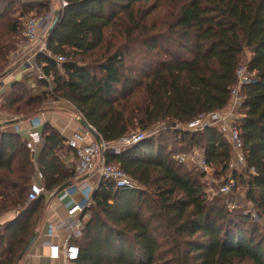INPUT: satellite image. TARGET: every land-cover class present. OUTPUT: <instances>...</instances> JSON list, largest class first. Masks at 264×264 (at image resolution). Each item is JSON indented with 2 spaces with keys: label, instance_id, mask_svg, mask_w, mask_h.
Wrapping results in <instances>:
<instances>
[{
  "label": "trees",
  "instance_id": "1",
  "mask_svg": "<svg viewBox=\"0 0 264 264\" xmlns=\"http://www.w3.org/2000/svg\"><path fill=\"white\" fill-rule=\"evenodd\" d=\"M63 1L59 21L46 37V53L36 59L51 91L33 96L22 79L4 95L0 112L27 121L40 114L47 99L64 100L109 143L135 129L147 132L169 123L175 127L172 147L198 150L222 177L231 158L228 141L214 128L199 134L181 128L224 110L236 71L246 66L252 79L241 89L235 126L247 170L234 177L264 221V0H169L158 28L150 16L162 0ZM15 3L0 0V69L26 16L50 8L48 2L19 1L14 20L7 9ZM246 52L249 59L242 65ZM58 57L64 59L60 64ZM41 137L39 170L45 193H52L74 183V173L58 158L63 137L47 125ZM167 149L165 140L151 137L106 156L142 189L99 183L91 219L76 242L75 264H264L260 225L219 199L208 201L204 175L176 163ZM32 160L25 140L1 127L0 219L16 215L0 223V264H19L42 220L43 196L26 204ZM251 168L255 175L248 173Z\"/></svg>",
  "mask_w": 264,
  "mask_h": 264
},
{
  "label": "built area",
  "instance_id": "2",
  "mask_svg": "<svg viewBox=\"0 0 264 264\" xmlns=\"http://www.w3.org/2000/svg\"><path fill=\"white\" fill-rule=\"evenodd\" d=\"M37 1L45 3L51 0ZM65 5V2L61 0V9ZM50 23H52L51 17L47 14L36 18H25L21 39L18 41L14 52V61L18 60L17 62L27 64V70L35 73L38 80L45 82L48 91H51L50 79L43 73L36 59L39 55L46 53V39L39 41L38 35L40 30L43 27L45 28L47 24H49V27ZM28 54L31 55L27 58ZM56 61L60 64L64 59L58 57ZM251 79L252 76L248 73L247 67H239L236 71V85L230 92L226 108L220 112L200 115L196 120L187 124L185 128H181L184 131L195 134L202 133L208 128H214L228 141L231 149V158L228 162L227 173L220 177L221 181L217 184L216 188H209L210 192L216 193L221 197L232 196L235 192L239 191L234 173L242 174L247 170L242 140L235 125L242 105L241 89L250 84ZM78 118L82 119L83 117L78 114ZM35 120L37 119L33 118L30 120L32 127L27 131L25 139V146L32 157L36 148L42 143V137L35 128L38 125ZM90 128L92 129V134L96 135L95 142L83 145L77 138L67 141V145L74 150L76 156V164L73 167L75 182L63 190L61 200L68 199L73 194H77L80 199L71 198L65 203V219L56 225H49L48 236L50 238L57 236L56 234L54 235V232L63 234L58 243L48 241L44 244L47 248L45 259L57 264H75L78 260L79 246L76 242L81 240L84 228L91 219L89 209L92 205V196L100 182L109 181L116 188H138L137 184L119 166L108 164L106 156L108 154L118 155L121 151L137 145L152 135L151 131L135 132L109 143L105 142L91 126ZM173 160L178 164H189L191 161L195 168L204 175L203 179L207 180L208 184L216 183L215 178H211L210 172L212 168L206 163L205 159L197 161L195 156L193 157V154L190 155L188 153L176 155L173 157ZM248 173L255 175V171L252 168L248 170ZM91 176H96L98 179L96 185L88 183L87 179ZM43 180L42 173L36 170L34 179L26 195V204L37 201L45 194ZM227 209L229 211L234 210L235 206L228 204ZM252 217L256 221L260 220L255 212H252Z\"/></svg>",
  "mask_w": 264,
  "mask_h": 264
},
{
  "label": "crops",
  "instance_id": "3",
  "mask_svg": "<svg viewBox=\"0 0 264 264\" xmlns=\"http://www.w3.org/2000/svg\"><path fill=\"white\" fill-rule=\"evenodd\" d=\"M27 68L28 65L21 62L18 67H15L14 71L10 72V74L4 77V79L0 82V106L2 104L4 95L9 91L12 84L22 79H26L29 82L30 90L33 96H39L42 93L48 91L46 86H41L37 83L38 80L33 75V73H31V71L27 70ZM78 114L79 113L76 112L75 108L70 103L64 100H54L52 98L48 99L44 103L40 114H38L37 117H34V119L36 118L38 120H35V122L38 124L35 128L40 133V135L43 126L47 125L54 131L58 132V134L65 140L63 149L58 152V158L62 162L64 168L69 171H73V167L76 164V156L74 150L69 148V146L67 145V141L73 138H77L83 145H88L96 141L95 135L87 132V130H85L79 124L80 119L78 118ZM9 121L11 120L8 119V117L0 113V124H5ZM31 127L32 122H30V120L19 121L14 125L4 126V128H8L9 130H12L20 135L24 140L27 137V131ZM43 144L44 143L42 139L41 145L36 148L33 156L32 161L34 163L35 172L36 170L40 171L38 157L40 155ZM87 181L91 185H96L98 183V179L96 178V176L89 177ZM58 188H56L52 193H45L43 195V216L39 227L37 228V231L34 232L37 233L38 237L29 252L20 259L19 264H57L45 259L47 248L44 246V244L48 241L58 243L60 238L63 237L62 233L57 232H54V235L56 234L57 236H53L52 238L48 236L49 225H56L66 217L64 205L67 199L61 200L63 191L60 192L57 196H53V193ZM15 215L16 214H12V216H9L8 218H5L4 215L0 219V223L9 221Z\"/></svg>",
  "mask_w": 264,
  "mask_h": 264
},
{
  "label": "rangeland",
  "instance_id": "4",
  "mask_svg": "<svg viewBox=\"0 0 264 264\" xmlns=\"http://www.w3.org/2000/svg\"><path fill=\"white\" fill-rule=\"evenodd\" d=\"M10 1H12V2L16 1L15 4H13L10 8L8 7L9 9H7L8 12H10L9 11L10 9L12 10L11 14H12V18L14 20H17V17H18V14L14 13V10H16L18 8V6H19L18 2L19 1L20 2L23 1L25 3H27V2H39L37 0H19V1L18 0H10ZM48 3L50 4V8H49L48 12H44L43 11V12H39V13H31L30 15L26 16V18H36V17L43 16V15L47 14V15H50L51 22H52L55 11H59V10L61 11L62 10L61 9V0H51ZM169 4H170L169 0H162L160 5H159V7L155 11H153V13L151 14L150 21H152L157 26V28L160 27L166 21L165 18H166V13L168 12L167 8H168ZM148 6L150 8V6H152V3L149 2ZM3 8H4V5L2 6L1 9H3ZM24 21H25V19L23 20V23H21L22 25L24 24ZM48 25L49 24H47V26L45 28L43 27L40 30V34L38 35L39 41H41L42 39H44V40L46 39L47 31H48L49 27L51 26V23H50L49 27H48ZM22 29H23V27H22ZM21 35H22V31L15 37V41H16L15 45H14L15 48L10 51V53L8 55V59L5 62V65L2 67V69H0V70H2V71H0V82L4 79V77H6L8 74H10V72L14 71L15 67H18L19 64H20V62H17L18 60L14 61V52L16 50L18 41L21 39ZM30 55L31 54H28L26 57L28 58ZM27 58H26V60H27ZM248 59H249V52H246L244 54V56L242 57V59H241L242 65L247 63ZM3 71H5V72L3 73ZM31 73H33V72H31ZM33 75L38 80L37 75L35 73H33ZM30 76H31V74H30ZM27 83H28V86L30 88V84H29L28 81H27ZM31 95H32V93H31ZM49 99H52V98H49ZM53 99L55 100V98H53ZM1 114L5 115L6 117H8V119H10L12 121H17V123L19 121H22V120L19 119V117H13L11 115H7V114H4V113H1ZM173 129H175V127L173 125H171L169 123H164V124H157V125L153 126L152 128L148 129L147 132H150V131L152 132V135L149 138L157 137L159 139L165 140V142H167V145H168V149L167 150H168V152H170V151L173 152V157L176 156V155H180V154H188V153H190V155L193 154V157L195 156V159L197 161L202 160L203 157L199 153L198 150L190 151V152L188 151L187 152L186 150H184V148H186L185 146H183L184 148L179 146V145H177L175 148H174L175 145L172 147V145H171L172 138L170 137V132H173ZM135 132H143V131H141L139 129H135L134 132H132V133H135ZM144 132H146V131H144ZM181 148H183L182 151L180 150ZM188 165H190V170L193 169V170H195V171H197L198 173L201 174V172L197 168H195L194 164L191 161H190V163ZM210 174H211V178H213V177L215 178L216 183L208 184L207 180H204L202 178V182L204 183V185L206 187V190H207L206 192H207L208 201H211V200H214V199H219L226 205V207H227L228 204H233L235 206V210L236 211H240L243 214L249 215L252 222L260 225V227L262 228L261 231H263V233H264V221H263V219H260L259 221L258 220L256 221L252 217V208H251V205L249 203H247L246 200H245V194H244L243 188L240 186L241 188L239 189V191L235 192L234 195H232V196L221 197V196L217 195L216 193H212V192L209 191V188H216L217 184L221 181V178L219 176L216 177L214 175L215 173H214L213 170L210 172ZM137 187L142 189V187H140L139 185H137ZM77 197H78L77 194H73L70 198L67 199V201L65 203H67L71 198H75L76 200H79L80 198L79 197L77 198ZM12 214H16V212L15 211L14 212H9L4 217L8 218L9 216H12ZM90 216H91V212H90Z\"/></svg>",
  "mask_w": 264,
  "mask_h": 264
},
{
  "label": "water",
  "instance_id": "5",
  "mask_svg": "<svg viewBox=\"0 0 264 264\" xmlns=\"http://www.w3.org/2000/svg\"><path fill=\"white\" fill-rule=\"evenodd\" d=\"M60 15H61V11H55L54 13V17H53V20H52V23H51V26L48 30V35L54 30V28L56 27L58 21H59V18H60ZM17 121H9L5 124H0V128L1 127H4V126H8V125H14L16 124ZM79 124L85 129L87 130L89 133H92V129L90 128V126L87 124V122L82 118L79 120ZM96 136V135H95ZM71 185L70 182L66 183V184H63L62 186H60L54 193H53V196H57L60 192H62L64 189L68 188L69 186ZM38 235L37 233H33L30 240L28 241V243L26 244L22 254H21V258L27 254L29 252V250L31 249V247L34 245L36 239H37Z\"/></svg>",
  "mask_w": 264,
  "mask_h": 264
}]
</instances>
